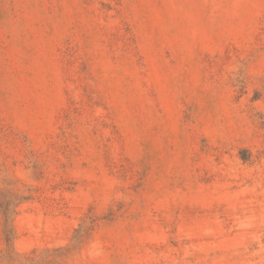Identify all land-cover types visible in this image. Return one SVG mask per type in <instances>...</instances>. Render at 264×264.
I'll use <instances>...</instances> for the list:
<instances>
[{
  "label": "rangeland",
  "instance_id": "obj_1",
  "mask_svg": "<svg viewBox=\"0 0 264 264\" xmlns=\"http://www.w3.org/2000/svg\"><path fill=\"white\" fill-rule=\"evenodd\" d=\"M9 202L0 264H264V0H0Z\"/></svg>",
  "mask_w": 264,
  "mask_h": 264
},
{
  "label": "trees",
  "instance_id": "obj_2",
  "mask_svg": "<svg viewBox=\"0 0 264 264\" xmlns=\"http://www.w3.org/2000/svg\"><path fill=\"white\" fill-rule=\"evenodd\" d=\"M18 199L19 198H16L15 200ZM0 213L2 216V234L6 246L5 254L7 257H9V252L13 251L12 241L14 239V228L12 224V218L15 213V210L11 208V202H9L7 205L0 203ZM51 251L56 252L57 250L54 249Z\"/></svg>",
  "mask_w": 264,
  "mask_h": 264
}]
</instances>
